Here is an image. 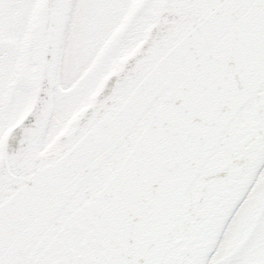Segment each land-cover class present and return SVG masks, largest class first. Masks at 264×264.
<instances>
[{
  "label": "snow or ice",
  "instance_id": "obj_1",
  "mask_svg": "<svg viewBox=\"0 0 264 264\" xmlns=\"http://www.w3.org/2000/svg\"><path fill=\"white\" fill-rule=\"evenodd\" d=\"M0 264H264V0H0Z\"/></svg>",
  "mask_w": 264,
  "mask_h": 264
}]
</instances>
